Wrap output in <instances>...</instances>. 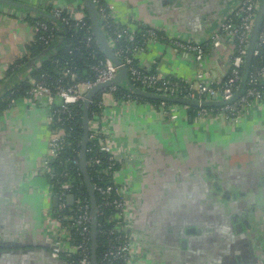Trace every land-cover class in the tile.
I'll use <instances>...</instances> for the list:
<instances>
[{
    "label": "crops",
    "instance_id": "0c3cea01",
    "mask_svg": "<svg viewBox=\"0 0 264 264\" xmlns=\"http://www.w3.org/2000/svg\"><path fill=\"white\" fill-rule=\"evenodd\" d=\"M106 1L135 33L149 27L206 47L198 55L165 38L148 40L136 56L143 69L191 81L225 79L236 43L210 38L240 0ZM57 8L88 15L85 0H0V98L20 81L35 82L47 55L30 52L38 38L34 20ZM51 109L45 98L20 97L0 111V264H64L45 215L54 202L43 171ZM169 110L106 93L95 118L110 148L122 146L130 156L116 178L129 187L131 232L143 263L264 264V100L236 123L198 118L179 102Z\"/></svg>",
    "mask_w": 264,
    "mask_h": 264
},
{
    "label": "built area",
    "instance_id": "2783aa9c",
    "mask_svg": "<svg viewBox=\"0 0 264 264\" xmlns=\"http://www.w3.org/2000/svg\"><path fill=\"white\" fill-rule=\"evenodd\" d=\"M100 1L94 0L98 15L104 23L102 28L115 25V29L110 35L111 47L116 48L117 43L123 40L130 43L119 46L115 53L122 60L130 80L134 83L145 88L162 91L161 94L168 97H184L195 100L197 104H186V106L193 110L196 117L206 118L213 115L222 117L229 123L240 122L264 100V54L261 51L264 48V27L263 29L260 28L256 43L252 46L256 19L263 0H240L220 24L218 30L212 34L210 38L212 42L218 41L222 36H227L236 43L235 51L231 55L229 71L225 79L218 83L205 80L177 79L158 72L157 68L150 71L143 69L136 57L138 52L144 50L143 43L165 37L161 36L158 30L149 27H141L139 32L135 33L129 25L123 24L117 19L114 4L107 1L101 3ZM53 16L61 19L75 30L87 25L86 17L75 18L71 12L61 8L55 9ZM262 20L264 24V15ZM34 27L40 38L46 44L49 43L53 37V27L38 20ZM140 39L143 41L141 44L139 43ZM165 40L185 52L203 55L206 51L205 45L194 40L177 37L165 38ZM251 51L252 57L245 88L241 93H238ZM252 58H254L253 61ZM92 68L95 71L94 80L79 81L76 72L62 70L60 81L56 84L49 85L44 80H35L32 84L33 87L28 92L29 97L45 98L52 108L48 117L51 127L53 123L63 121L62 114H66L65 118L67 119L73 118L67 108L68 105L74 102H83L88 91L100 83L112 80L116 76L119 66L111 58L106 57L105 60ZM116 89V83L101 89L99 105L102 106L104 94H114ZM133 99L128 97L124 101ZM58 100L59 102H57ZM204 102H215V104L207 106L204 105ZM14 103L15 99H11L9 106ZM160 105L164 107L166 113H169L170 110L166 101H161ZM99 114L95 111L90 118L88 140L94 141L93 146L97 147L98 152L106 155L107 163L103 171L109 177V181L104 185L93 186L95 193H99L102 198L101 203L97 205V213L106 216V220L111 226L102 230L106 242L103 244L100 260L97 261L98 264H145L140 256V243L131 232L132 211L128 203L129 187L116 178L119 168L130 162V156L122 152L121 149L110 148L104 128L95 121ZM52 130L43 170L50 183L55 177L54 173L51 172V163L59 157L66 146L63 127L61 125L52 127ZM87 150L93 152L94 148ZM75 162L77 161L75 160ZM103 163L104 160L99 156L92 155L89 159L87 158L88 167ZM62 175L67 176L68 172L64 170ZM51 186L53 197L57 198L58 202L56 206L50 207V215L57 220L60 227L59 236L54 235L51 238L53 252L63 258L64 264H94L92 258L91 199L82 195L79 190H73L75 188L73 182L62 185L61 190H56L53 184ZM70 194H74L73 205L69 202ZM105 208L111 209V213L108 214V209L105 210Z\"/></svg>",
    "mask_w": 264,
    "mask_h": 264
},
{
    "label": "trees",
    "instance_id": "16d2710c",
    "mask_svg": "<svg viewBox=\"0 0 264 264\" xmlns=\"http://www.w3.org/2000/svg\"><path fill=\"white\" fill-rule=\"evenodd\" d=\"M101 3H105L106 0H101ZM98 4V3H96ZM99 16V15H98ZM263 18V17H262ZM100 19V17H99ZM38 21L46 22L50 27H53V37L49 43H45L38 34V38L30 46V52L33 56L40 55L44 53L47 55V59L41 64L39 68L34 70V78L37 81L44 80L47 84L53 85L60 81V72L62 70L74 71L78 75L79 81L94 80L95 71L93 66L98 65L101 61L105 60L108 55L101 48L99 41L95 35L92 21L88 15H86L85 22L86 26L75 30L70 28L65 22L61 19L55 18L53 14L47 13V17L39 18ZM36 20H34V23ZM101 27L104 23L100 19ZM89 27V28H88ZM264 24L261 20L260 28L263 29ZM115 29L113 27L102 28L108 41L111 39V34ZM260 29V30H261ZM45 34V32H43ZM140 35V34H139ZM138 37L140 38V36ZM143 43L140 39L139 43ZM130 44L126 40H123L117 43V47L113 50H117L119 46H124ZM145 44V43H143ZM262 53L264 54V48H262ZM254 58H252V61ZM153 70V69H152ZM150 71V70H147ZM120 82V81H119ZM116 83L117 89L114 92V95L119 100H126L128 97L134 99L150 101L156 104H160L161 101H166V105L169 106L173 102L169 99H163L160 97L162 91L152 90L145 88L140 84L134 83L132 80L127 85L122 83ZM33 85L28 81H20L14 87L10 88L7 93L0 98V111L9 106V101L11 99H17L20 97H29V90ZM139 90L146 91L149 93H154L157 97H148L139 93ZM102 90H99L90 104L89 113L90 118L92 117L93 112L100 113L102 106L99 105V100L101 99ZM174 103V102H173ZM68 110L70 111L73 118H65L66 114H62L63 121L53 123L52 127L62 126L65 130V148L61 152L58 158H56L51 163V172L54 173L55 177L51 180V183L56 190H61V186L73 182L75 188L73 190H79L82 195L90 199V194L85 182L84 173L81 168V158L80 153L82 149V140H83V102H74L68 105ZM193 113V110L190 109ZM94 141L88 140L87 149L94 148V151L91 152L87 150V158L89 159L92 155L99 156L104 160L103 164H98L88 167V172L92 181V184L95 186L97 184H106L109 181V177L105 174L103 169L106 166L107 160L104 153L98 152L97 147H94ZM75 160L77 162H75ZM65 171L68 172L67 176H63L62 173ZM82 182V184H81ZM101 195L96 193V202L97 205L101 203ZM102 209V208H101ZM108 208H105L107 210ZM100 210V208H99ZM111 209L107 210V213H111ZM98 220V237H97V260H100V255L103 250V244L106 242V237L102 233V230L109 228L111 225L108 224L106 216H102L99 212L97 213Z\"/></svg>",
    "mask_w": 264,
    "mask_h": 264
},
{
    "label": "water",
    "instance_id": "95a60500",
    "mask_svg": "<svg viewBox=\"0 0 264 264\" xmlns=\"http://www.w3.org/2000/svg\"><path fill=\"white\" fill-rule=\"evenodd\" d=\"M85 3H86V9L88 11V16L92 21L93 29H94L95 35L97 37V40L100 43L101 48L106 52L108 57L111 58L115 62V64H117L119 66L118 72L112 80H110L106 83H100V84L96 85L94 88H92L86 94V97L83 101V110H84L83 130L84 131H83L82 149H81V153H80V158H81L80 163H81V168H82V171L84 173L85 182H86L88 192L90 194V199H91V207H92V258H93L94 264H98V261H97V248H98V244H97V237H98L97 210H98V206H97V202H96L95 189H94V186L92 184V181H91V178H90V175L88 172V166H87V146H88L89 121H90L89 107H90L91 101L93 100L95 94L99 90L106 88L112 84L118 83L119 81H121L123 79H125L129 83L130 78L128 76V72H127L126 67L122 64V60L115 53V51L111 47L109 41L107 40V38H106V36L102 30V27L100 24V19L98 16V11H97L94 0H85ZM263 15H264V0H263L261 7H260V10H259V13H258V16L256 19L254 34L252 37V46H254L256 43L257 35H258L259 30H260V24H261V20H262ZM251 57H252V51L250 52V55L248 57L247 64H246V67L244 70L242 85H241V88H240L238 93H241L245 88L246 80H247L249 69H250ZM139 93L142 95L148 96V97H157L156 94L149 93L146 91L139 90ZM160 97H162L163 99L172 100L173 102H176V103L179 102V103L190 104V105L191 104H197V102L195 100H191V99L184 98V97H168L166 95H160ZM213 104H215V102H204V105H207V106L213 105ZM57 202H58L57 198H54L53 205L56 206ZM69 202L72 205L74 204V194L69 195ZM241 228H242V224L238 223L236 226V229L240 230Z\"/></svg>",
    "mask_w": 264,
    "mask_h": 264
},
{
    "label": "rangeland",
    "instance_id": "374dc122",
    "mask_svg": "<svg viewBox=\"0 0 264 264\" xmlns=\"http://www.w3.org/2000/svg\"><path fill=\"white\" fill-rule=\"evenodd\" d=\"M81 1H82V0H81ZM120 83H121V82H120ZM8 107H9V106H8ZM212 116H213V115H212ZM120 149L122 150V152L128 154L127 151H124V150H123L122 146L119 147V148H116V150H120ZM49 185L51 186L52 184L49 183ZM51 189H52V187H51ZM45 215H49L48 218H47V220L49 221V222L47 223V225H48V228L50 229L48 232L51 234V238H52L54 235H56V237H58L59 234H60V227H59V224H58L57 220H55V218H52V217H51V215H50V209H49V210H46ZM47 225H45L46 229H47ZM137 264H139V263H137Z\"/></svg>",
    "mask_w": 264,
    "mask_h": 264
}]
</instances>
